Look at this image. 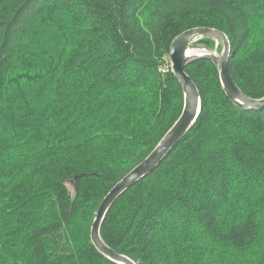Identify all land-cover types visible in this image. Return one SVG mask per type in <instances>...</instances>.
Instances as JSON below:
<instances>
[{"label": "trees", "instance_id": "trees-1", "mask_svg": "<svg viewBox=\"0 0 264 264\" xmlns=\"http://www.w3.org/2000/svg\"><path fill=\"white\" fill-rule=\"evenodd\" d=\"M199 27L226 35L232 79L262 98L260 0H0V264H115L91 225L181 115L170 44ZM185 71L195 123L115 200L100 237L136 264H264V109L234 105L209 60Z\"/></svg>", "mask_w": 264, "mask_h": 264}, {"label": "water", "instance_id": "water-1", "mask_svg": "<svg viewBox=\"0 0 264 264\" xmlns=\"http://www.w3.org/2000/svg\"><path fill=\"white\" fill-rule=\"evenodd\" d=\"M199 38H209L222 44L220 53L211 47L196 43ZM230 44L226 35L211 28H192L184 31L173 39L169 49V60L174 76L178 80L184 94V106L181 115L164 135L154 150L128 174H126L107 193L101 201L91 225L90 238L94 247L108 260L115 264H136L127 256L118 254L109 248L100 237L101 224L115 200L137 181L154 170L168 152L183 138L195 123L200 112V96L195 83L188 76L186 67L197 60L211 61L218 69L219 79L223 91L229 100L242 110L258 111L264 109V96L252 99L244 95L237 87L228 70ZM73 190L76 180L71 181Z\"/></svg>", "mask_w": 264, "mask_h": 264}, {"label": "rangeland", "instance_id": "rangeland-1", "mask_svg": "<svg viewBox=\"0 0 264 264\" xmlns=\"http://www.w3.org/2000/svg\"><path fill=\"white\" fill-rule=\"evenodd\" d=\"M59 20H61V16H59V17L54 16L53 18H51V21H49V23H47L48 26H46V27H44L42 25L40 26L39 24H36L37 25V27H36V30L37 31H33V33H35V35L32 37L31 42L29 44H26L28 46V48L29 47L30 48H33L34 47V44H35L34 43V40H36L37 38H39L42 35V33L44 35V41H45V36L46 35H48V36L51 37L52 32L50 31V28H52L51 26H53V25H59L60 26ZM40 38L42 40V37H40ZM24 49L26 50L25 47H24ZM70 186H72V185L70 184ZM234 219H235V214L234 215L232 213L228 214L227 213V209L226 208H223V210H222V212L220 213V216H219L220 222L221 221L231 222Z\"/></svg>", "mask_w": 264, "mask_h": 264}, {"label": "snow or ice", "instance_id": "snow-or-ice-1", "mask_svg": "<svg viewBox=\"0 0 264 264\" xmlns=\"http://www.w3.org/2000/svg\"><path fill=\"white\" fill-rule=\"evenodd\" d=\"M261 3H264V0H260ZM4 40V37L2 35H0V42H2Z\"/></svg>", "mask_w": 264, "mask_h": 264}]
</instances>
